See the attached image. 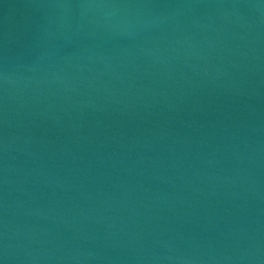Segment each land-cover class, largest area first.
Masks as SVG:
<instances>
[{
  "label": "water",
  "instance_id": "water-1",
  "mask_svg": "<svg viewBox=\"0 0 264 264\" xmlns=\"http://www.w3.org/2000/svg\"><path fill=\"white\" fill-rule=\"evenodd\" d=\"M0 264H264V0H0Z\"/></svg>",
  "mask_w": 264,
  "mask_h": 264
}]
</instances>
